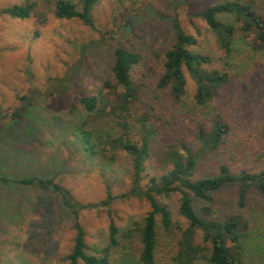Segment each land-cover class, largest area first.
Instances as JSON below:
<instances>
[{
  "label": "rangeland",
  "instance_id": "1",
  "mask_svg": "<svg viewBox=\"0 0 264 264\" xmlns=\"http://www.w3.org/2000/svg\"><path fill=\"white\" fill-rule=\"evenodd\" d=\"M26 1L35 3L30 18L0 15V121L4 129L0 134V177H54L82 203L103 200L107 190L118 196L129 189L128 157L120 153L113 165H102L82 153L75 135L85 117L79 98L98 95L103 81L112 79L114 45L141 55L132 72L140 89L136 110L149 112L153 105L161 119L155 121L160 137L151 145L143 185L149 177L162 173L156 156L167 145L185 142L196 148L192 130L195 120L202 118H219L229 130L223 144L198 161L195 179L216 175L222 164L234 174L264 171V54L252 51L251 37L243 38L237 29L226 66L214 35L194 17L211 5L231 0H99L92 9V28L76 19H57L53 15L55 0H0V10ZM239 1L252 3L264 16V0ZM219 19L239 27L228 15ZM174 20L196 36L193 50L212 56V66L225 67L230 73L228 85L203 108L193 105L195 85L187 73V93L178 105L173 106L165 91L156 88L164 53L173 43ZM72 72L75 76L68 92L58 94L56 81ZM31 91H35L33 104L25 119L10 121L20 106L18 98ZM238 188V183L225 186L211 194V202L193 199V208L203 219L240 216L247 230L237 264H264V198L256 187H249L239 206ZM157 199L169 209L174 224L183 223L177 212V195ZM203 208L211 213L204 216ZM112 209L111 218L103 210L81 213L89 248L106 245L110 220L121 234L132 222L141 221L149 206L144 200L129 198L117 200ZM159 233L154 264H174L176 239ZM74 235L72 217L56 196L0 183V264H67ZM139 252L138 238L122 240L111 252L110 264H140Z\"/></svg>",
  "mask_w": 264,
  "mask_h": 264
},
{
  "label": "trees",
  "instance_id": "2",
  "mask_svg": "<svg viewBox=\"0 0 264 264\" xmlns=\"http://www.w3.org/2000/svg\"><path fill=\"white\" fill-rule=\"evenodd\" d=\"M99 0H55L53 15L57 19L79 20L92 28V9ZM35 12V3L26 1L21 5L0 10V15L11 19L26 20ZM220 15L230 16L235 24L224 23ZM214 35L217 48L229 65L237 29L243 38L251 37L252 51L264 54V16L257 13L252 3L231 0L209 6L194 14ZM197 38L186 33L177 20L173 22V43L164 53L156 88L163 90L171 104L178 105L186 96L187 73L195 85L192 95L197 108L207 106L219 91L230 81V73L225 67L212 66V56L193 50ZM141 55L114 45L112 52L111 80L103 81L98 95L79 98L85 117L75 128L77 144L82 153L102 165H113L118 154H125L130 162V187L121 195L113 196L109 190L103 200L96 203L77 201L71 192L55 182L54 177H23L7 179L0 177L2 184H16L21 187L36 188L57 197L61 207L68 211L73 220L75 235L73 246L66 256L67 264H110L111 252L121 245V241L138 238L140 252L138 263L154 264L159 231L176 239L174 264H237L242 253L241 240L246 235V223L238 215H230L221 220L203 219L193 208V199L212 201L211 194L227 185L238 183V205L243 206L249 187H256L264 198V171L251 174L231 173L226 165H220L212 177L195 179L198 161L217 150L224 142L229 127L219 118L195 120L192 136L196 145L191 149L185 142L167 145L156 156L162 173L146 178V162L150 157L151 145L159 139L156 120L160 121L155 106L149 112L136 110L140 99L139 86L132 78L134 67ZM75 73L68 74L58 83L56 92H68ZM35 91L18 98L20 106L10 115V121L20 122L32 107ZM52 95V94H50ZM165 122V121H164ZM163 123V122H162ZM0 121V134L3 132ZM178 196L177 212L183 223H175L169 209L158 202L157 197ZM136 198L144 200L149 210L141 221H134L120 234L118 227L110 220L107 228L106 245L89 248L85 242V231L80 223V215L86 211L103 210L111 218L112 205L117 200ZM204 216L211 213L203 208ZM200 233L201 236L197 235ZM91 250L89 255L86 251ZM96 254V255H95Z\"/></svg>",
  "mask_w": 264,
  "mask_h": 264
}]
</instances>
